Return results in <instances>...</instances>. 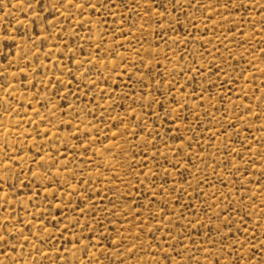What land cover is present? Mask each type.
Returning a JSON list of instances; mask_svg holds the SVG:
<instances>
[{"label":"rangeland","instance_id":"rangeland-1","mask_svg":"<svg viewBox=\"0 0 264 264\" xmlns=\"http://www.w3.org/2000/svg\"><path fill=\"white\" fill-rule=\"evenodd\" d=\"M0 264H264V0H0Z\"/></svg>","mask_w":264,"mask_h":264}]
</instances>
